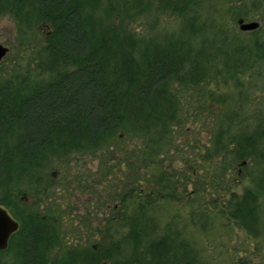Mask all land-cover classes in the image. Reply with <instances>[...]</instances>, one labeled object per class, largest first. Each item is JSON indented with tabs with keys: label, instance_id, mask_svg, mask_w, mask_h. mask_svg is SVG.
Instances as JSON below:
<instances>
[{
	"label": "trees",
	"instance_id": "trees-1",
	"mask_svg": "<svg viewBox=\"0 0 264 264\" xmlns=\"http://www.w3.org/2000/svg\"><path fill=\"white\" fill-rule=\"evenodd\" d=\"M206 1L0 0V19H14L18 42L32 47L36 59L35 70L0 76V205L19 222L0 264H201L186 231L198 215L205 216L201 230L209 228L212 211L193 210L180 228L163 223L155 203L184 199L179 189L199 170L177 144L195 99L197 121L198 114L210 117L205 187L229 195L222 214L257 236L264 113L254 95L264 88V37L260 29L237 35L216 2ZM195 7L222 15L198 24ZM166 14L182 19L177 32L157 30ZM232 14L244 20L264 14V0H240ZM140 17L147 19L145 33L133 27ZM221 84L224 94L214 89ZM128 141L134 147L122 161L124 194L115 199L119 211L113 206L108 216L116 223L63 228L66 214L52 202L56 189L47 179L53 163L126 148ZM171 151L189 160L191 173L168 172L163 161ZM240 168L257 189L237 193ZM145 179L153 189L136 198L134 183Z\"/></svg>",
	"mask_w": 264,
	"mask_h": 264
},
{
	"label": "rangeland",
	"instance_id": "rangeland-1",
	"mask_svg": "<svg viewBox=\"0 0 264 264\" xmlns=\"http://www.w3.org/2000/svg\"><path fill=\"white\" fill-rule=\"evenodd\" d=\"M213 1L216 2L217 8H220V11L224 13L225 19L222 21H225L237 35L250 36V32L253 31L242 30L240 23L242 20L244 22L257 21L260 24L257 28L260 29L259 36L264 37V14H259L249 20L240 19L239 16L232 14V11L237 10L238 5H240V0H208L205 4H214ZM195 10L198 24L203 23L205 20H211L212 16L218 19L222 15L220 11L212 12L211 8L208 10L205 8L204 12H201L200 7H195ZM146 20L145 17H140L137 22L133 23V27L138 32L145 33L148 30ZM181 21V18L170 14L162 15L157 30L160 32H177ZM48 29L49 26L46 25L43 33H47ZM0 44L8 48L7 55L0 61V76L13 71L36 69L34 49L27 45H20L17 38L16 23L8 15L0 19ZM241 77L244 80L248 79L244 75H241ZM214 89L223 94L228 90L227 86L222 84L220 88ZM230 89V91L233 90L232 87ZM254 96L256 97L254 100L256 107L260 110V113H264V88L258 89ZM199 104L202 105L201 102ZM188 106V115L190 116L187 129L177 140V144L180 145L183 154L187 156L186 159L189 158L197 164L199 170L193 171L191 183H188L186 190L183 187L179 189L184 199L170 202L162 199L155 201L156 205H159L158 212L162 215V222H173L176 227L181 228L189 221V216H191L193 210L194 212L198 211V214L204 209L212 211V213L209 212L212 214L211 219L208 220V222L211 220L209 228L205 231L201 230V224L205 222V216L198 215L196 217L198 220L197 226L192 224L186 231V236L199 252L201 264H264V191L258 190L262 205V223L257 236L250 235L234 220L228 219L222 214L221 211L226 206L230 196H219L218 193H215V189L210 188V186L205 187L204 184V182H209L208 180L205 181V177L210 175L212 169L211 164L207 165L203 161L205 156L204 143L209 139V127H205L206 123L204 125V119L208 114H198L199 121H197L195 117L197 112L193 111L194 107L197 106V99ZM206 119H210V117ZM125 144H127L126 148H123L124 143H121L120 148L114 146L110 150L105 149L92 154H73L67 161L61 160L53 163V174L48 173L47 179L51 185H55L56 189L52 202L61 203L63 205L61 209L66 214L63 213L66 216L65 223L62 224L63 228L66 224H68V229L81 228L82 224L79 221H86L88 226L92 224L95 227L104 229H106L109 221L112 224L116 223L108 216L112 214L111 208L115 206L116 201L120 200L118 198H121L124 194L126 183L123 177L127 167L122 161L125 150L134 147L132 141ZM170 154L163 161L168 172L177 171L179 175L181 173H191L187 167V161L189 160H181L173 151ZM246 173L245 168H240L237 175L239 180L236 184L234 183V189L238 194L243 193L247 187L257 189L252 182V178L247 176ZM219 183L220 181L217 180L216 184L219 185ZM134 186V194L136 198H140L151 192L154 183L148 179L138 180L134 183ZM196 186H199V192L195 191ZM26 200L30 203L35 201L32 197H26ZM115 207H117V210L119 209L118 205ZM101 239L107 240V237L104 236Z\"/></svg>",
	"mask_w": 264,
	"mask_h": 264
},
{
	"label": "water",
	"instance_id": "water-1",
	"mask_svg": "<svg viewBox=\"0 0 264 264\" xmlns=\"http://www.w3.org/2000/svg\"><path fill=\"white\" fill-rule=\"evenodd\" d=\"M241 23L242 30H255L259 27V22L250 21ZM8 48L0 44V61L7 55ZM19 222L4 206L0 205V250H5L9 246L11 236L18 230Z\"/></svg>",
	"mask_w": 264,
	"mask_h": 264
}]
</instances>
